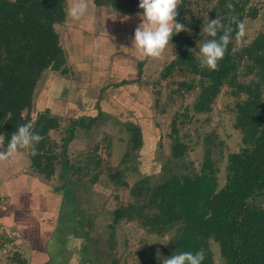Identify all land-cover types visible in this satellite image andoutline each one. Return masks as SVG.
Listing matches in <instances>:
<instances>
[{
  "label": "rangeland",
  "instance_id": "obj_1",
  "mask_svg": "<svg viewBox=\"0 0 264 264\" xmlns=\"http://www.w3.org/2000/svg\"><path fill=\"white\" fill-rule=\"evenodd\" d=\"M246 1L249 10L243 19L246 34L243 38L234 37L237 50L264 33V0ZM71 2L75 0L66 1V9ZM181 3L179 0L178 7ZM219 4V0H187L180 16L185 30L176 34L177 41H181L183 48L192 51L199 60V44L211 39L202 31L203 23L207 22V15L209 20L217 18L213 11ZM138 5L139 0H88L85 17L92 16L99 23L94 35L108 41L102 54L105 51L106 62L114 64L112 73L105 68L95 73L93 69L91 73L95 74L86 78L85 73L75 70L62 73L49 67L37 82L30 112L32 125L47 109L59 117L60 123L58 128L50 131L52 147L46 146L44 150L43 160L50 162L51 166L44 172L32 164L28 166L32 175L31 187L40 195L45 192L58 195L61 217L69 218L65 227L96 240L95 256L105 264H110L111 256L119 258L121 264H157L174 253L177 250L175 237L179 233L177 225L162 235L128 219H121L112 227L116 210L130 203L138 205L147 201L148 195L141 193L145 187L156 186L170 174L200 172L208 148L212 150L218 168L219 190L227 181L230 153L240 151L244 146L242 127L237 118L238 103L246 98V94L227 83L212 100L209 111H195L193 105L202 90L201 76L183 65L172 68L170 72L165 69L177 58L176 42L171 41L173 44L169 43L160 58L146 57L131 47L134 30L141 22L138 12L129 15L114 7L139 9ZM125 16L127 20L123 19ZM77 22L71 17L61 22L58 26L60 35ZM143 60L139 73V63ZM247 65L246 61L241 62L238 81L257 82L260 75ZM123 79L128 83L116 86ZM90 80L97 83H90ZM182 81L192 82L193 88L187 89ZM50 89L55 91L53 99L50 98ZM50 102L53 103L52 108ZM97 102L102 114L88 125L89 116L99 113ZM176 115L179 136L187 145V152L181 158L172 156V122ZM74 119L84 125H76L75 136L68 144L67 155L72 167L68 186L72 202L62 203L64 192L61 187L65 180L61 177L59 154ZM133 125L141 129L142 147H135ZM3 140L4 135L0 134L1 150ZM21 150H24L25 158H30V147ZM143 178L148 180L139 184ZM254 201L264 205V195ZM17 247L8 260H0L17 262V258L23 255L20 242ZM208 250L211 264H224L220 245L214 238L209 239Z\"/></svg>",
  "mask_w": 264,
  "mask_h": 264
},
{
  "label": "trees",
  "instance_id": "obj_2",
  "mask_svg": "<svg viewBox=\"0 0 264 264\" xmlns=\"http://www.w3.org/2000/svg\"><path fill=\"white\" fill-rule=\"evenodd\" d=\"M219 1V7L214 9L213 14L225 25H231L235 37L233 17L243 21L249 12L247 1ZM186 2L182 0L178 7V22ZM114 8L129 15L141 11L123 6ZM66 16V0H0V134L4 135L3 150L11 133L19 125L30 122L34 91L42 73L49 67L62 73L68 72L66 52L55 28V24L63 22ZM172 41L176 42L178 55L167 65L166 71L183 65L201 76L202 90L193 105L195 111H209L212 100L227 83L246 94V98L238 103L237 118L242 127L244 146L240 151L230 153L227 181L221 189L218 190V168L212 150L208 148L200 172L173 173L156 186L145 187L141 193L148 195L147 201L118 208L111 226L115 227L121 219H128L162 235L171 226L177 225L179 233L175 237L177 250L174 253L203 251L202 264H211L208 241L214 238L220 245L224 264H264V205L254 201L264 195V33L241 50L234 47L232 40L214 70L201 65L192 51L183 48L176 34ZM144 60L139 63V73ZM242 61H246L250 70L260 75L257 82L238 81ZM125 83L128 81L122 80L116 86ZM181 84L187 89L194 86L192 82L182 81ZM99 107L97 102L99 113L89 116L88 125L101 116ZM59 124V117L47 109L32 125L41 140L35 144L36 152H31L30 158L32 165L42 172L51 166L50 162L43 160L44 150L46 146L52 147L49 134ZM76 125L83 126L84 123L75 119L71 121L59 154L62 160L61 177L65 180L61 187L64 192L62 203L72 202L68 186L72 167L67 149L75 136ZM132 130L135 147H142L140 127L133 125ZM172 136V156L181 158L187 152V145L179 136L178 115L172 122ZM147 180L143 178L139 184ZM84 240V253L88 255L84 260L91 264L103 262L95 256L96 240L86 236ZM109 261L110 264H121L119 258L112 256Z\"/></svg>",
  "mask_w": 264,
  "mask_h": 264
},
{
  "label": "crops",
  "instance_id": "obj_3",
  "mask_svg": "<svg viewBox=\"0 0 264 264\" xmlns=\"http://www.w3.org/2000/svg\"><path fill=\"white\" fill-rule=\"evenodd\" d=\"M68 18L67 15V21ZM59 25L60 23H56L55 28L66 52L69 71L85 73L86 78L99 72L100 68L109 69L110 74L112 73L114 64L106 62L103 56L105 51L102 54L108 41L94 35L99 23L92 16L82 18L68 28L66 33L62 32V36ZM90 32L93 34L90 35ZM93 69L95 73H91ZM90 83L97 81L90 80ZM54 92L50 89L51 99ZM50 107H53L52 102ZM19 151L12 157L0 159V192L7 196L6 204L0 208V216L17 232L23 255L17 258V262L0 260V264H91L85 261L88 258L84 253L85 236L76 229L65 227L69 218L61 217L58 195L47 192L40 195L31 187L32 175L28 172V166L32 164L31 158H25L24 150L21 153ZM0 152H3L1 148Z\"/></svg>",
  "mask_w": 264,
  "mask_h": 264
},
{
  "label": "clouds",
  "instance_id": "obj_4",
  "mask_svg": "<svg viewBox=\"0 0 264 264\" xmlns=\"http://www.w3.org/2000/svg\"><path fill=\"white\" fill-rule=\"evenodd\" d=\"M178 2L179 0H139L138 7L141 11L137 15L141 22L134 30L131 47L146 57L160 58L172 41L173 35L185 30V26L176 19ZM87 11L88 0H75L67 9V15L72 20L80 21ZM123 19L127 20L128 17L125 16ZM206 20L202 31L211 39H205L199 44L200 63L214 70L224 57L229 43L234 39L233 28L218 18L209 20L208 15ZM232 22L236 24L235 37L243 38L246 34L244 22L235 17ZM40 140L41 136L33 131L31 122L21 124L11 133L5 151L0 152V159L12 157L18 150L29 147L35 154V144ZM203 259V251H179L171 257H166L162 264H202Z\"/></svg>",
  "mask_w": 264,
  "mask_h": 264
},
{
  "label": "built area",
  "instance_id": "obj_5",
  "mask_svg": "<svg viewBox=\"0 0 264 264\" xmlns=\"http://www.w3.org/2000/svg\"><path fill=\"white\" fill-rule=\"evenodd\" d=\"M7 202V196L0 192V208ZM17 232L7 225L0 216V259L8 260L18 249Z\"/></svg>",
  "mask_w": 264,
  "mask_h": 264
}]
</instances>
